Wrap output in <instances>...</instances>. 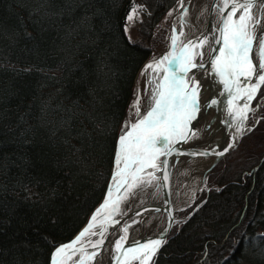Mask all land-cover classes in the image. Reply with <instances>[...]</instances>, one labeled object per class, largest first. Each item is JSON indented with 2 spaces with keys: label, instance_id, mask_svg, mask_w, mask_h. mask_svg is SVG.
<instances>
[{
  "label": "trees",
  "instance_id": "obj_1",
  "mask_svg": "<svg viewBox=\"0 0 264 264\" xmlns=\"http://www.w3.org/2000/svg\"><path fill=\"white\" fill-rule=\"evenodd\" d=\"M136 1L146 6L136 23L149 39L176 0ZM131 2L0 0V264H49L104 198L135 80L151 55L124 32ZM233 175L154 264H264L254 257L264 251V164L256 190L253 177ZM246 201L258 217L237 237Z\"/></svg>",
  "mask_w": 264,
  "mask_h": 264
},
{
  "label": "snow or ice",
  "instance_id": "obj_2",
  "mask_svg": "<svg viewBox=\"0 0 264 264\" xmlns=\"http://www.w3.org/2000/svg\"><path fill=\"white\" fill-rule=\"evenodd\" d=\"M259 2L260 0H220L216 8L221 16L219 39L216 43H221L222 47L218 49V55L211 59L210 63L213 72L220 77V82L225 89L233 93L228 100L227 110L234 119L239 121L246 120L248 113L254 111L251 108V101L264 85V34L256 44L257 63L254 64L251 58L254 42H257L256 29L264 19L261 15L253 13V8ZM179 7L183 9L181 17L183 21V17L188 15L184 0H179ZM260 7L264 8V3H261ZM145 10L146 6L136 4L135 0H132L125 16L126 36L132 25L142 22L141 13ZM168 15L171 16L172 12ZM183 36L182 30L177 33L173 27V35L170 37L172 50L145 66L144 73L149 74V85H152L151 107L143 116H140V98L137 95L132 108L138 119L122 127L123 134L118 137L115 153L117 171L113 177L118 186L127 184L128 189L131 190L138 185L158 179L154 172H148L149 179L145 180L141 173L146 169L163 170L165 172L163 179L167 180V160L161 161L160 157L170 155L176 151L175 144L187 142L195 135L189 125L196 119L200 108L199 82L194 76H189V73L204 67L203 63H196V57L203 56L200 50L208 43V37L184 42L181 40ZM128 39L131 40V37L128 36ZM253 77H255L254 83ZM239 100H243L244 103L238 105ZM216 104L217 100L213 99L208 106ZM239 130L238 127L237 131ZM200 155H207V153H200ZM111 197L112 193L109 191L108 199L93 215L88 227L74 241L56 249L52 264H64L65 259L70 260L77 253L80 256L77 264H88L99 255L98 251L88 253L84 244H88L92 249H100L104 240L98 239L93 242L85 238L97 235L104 237L107 232V228L103 227L104 224L119 223L112 219V214L119 212L118 201L125 197H118L116 200ZM98 223L102 230L93 231ZM122 231L125 235L115 242L116 252L122 253L115 258L117 264H126L129 253L133 254L132 260H138L140 264H148L162 241L156 239L124 249L123 242L127 238L128 228L124 227Z\"/></svg>",
  "mask_w": 264,
  "mask_h": 264
},
{
  "label": "bare ground",
  "instance_id": "obj_3",
  "mask_svg": "<svg viewBox=\"0 0 264 264\" xmlns=\"http://www.w3.org/2000/svg\"><path fill=\"white\" fill-rule=\"evenodd\" d=\"M219 2L220 0H184V7L187 8L188 15L183 17V21L181 19L183 9L179 7V2L175 7L173 27H175L177 33L181 30L184 32V36L181 37L182 41L186 42L188 40L208 37V43L200 50L203 56L196 57V63H203L204 67L194 69L189 74V76H194L199 82L201 99L196 119L189 125L195 135L187 142H183L182 148L185 154L182 157L177 159L176 151H174L170 154V158H168L170 170L168 167L167 175L169 178L167 188L168 190L170 189V203L174 205L176 210L185 209L194 202L198 192L206 185L208 178H206L205 171L212 162L213 155L220 151L222 147L228 145L231 133H236L240 124L239 120L234 119L233 115H231V118L228 117L230 115L227 110L228 100L233 93H229L225 89L220 82V77L213 72L210 63L211 59L218 55V49L222 47L221 43H216V40L219 39L218 29L220 27L219 21L221 20V16L214 8V5H219ZM260 4L255 7L253 13L264 17V8H261ZM238 15L239 12L237 13ZM182 23L183 28L181 29ZM262 34H264V19L261 20V24L256 29L257 42H254L251 53L254 64L258 61L256 44ZM170 44L167 53L172 50ZM252 82H255V77H253ZM213 99L217 100V104L209 107L208 105ZM243 103V100L237 101L238 105ZM215 145L218 147L216 148ZM209 151H212L213 155H200V153ZM177 153L179 154L178 151ZM160 160L163 161V158H160ZM155 172L154 175L158 179L152 180L151 183L138 185L131 190L127 187L121 195V197H125L124 199H120V208L123 216H127L137 209L148 206H152V208L153 206L156 208L162 207V211L160 212L157 209L145 211L137 217L134 216L129 219L130 221L139 219L138 223L131 228L133 239H145L154 236L160 233L167 223V215L164 209L168 201L163 195V190L165 189L163 176L165 172L163 170H155ZM142 177L145 180L149 179L146 178V175ZM117 186L116 181L112 178L109 191L112 193L111 199L113 200L116 198ZM121 234L120 229L117 228L115 230H107L104 237H86V240L91 239L93 242L98 239L104 240V244L100 249H92L88 244H84L88 253L93 251L99 252V255L93 261L88 262V264H111L116 254L115 242L118 240L117 236ZM77 247L79 248V246ZM79 258V253H77L70 260L65 259L64 264H77Z\"/></svg>",
  "mask_w": 264,
  "mask_h": 264
},
{
  "label": "rangeland",
  "instance_id": "obj_4",
  "mask_svg": "<svg viewBox=\"0 0 264 264\" xmlns=\"http://www.w3.org/2000/svg\"><path fill=\"white\" fill-rule=\"evenodd\" d=\"M178 2L179 0H176L171 9L162 18V20L157 23L152 33L150 34L149 39L141 36L139 32L140 27L137 23L130 27L129 36L131 37V40L145 45L150 50L151 55L142 66L135 80L133 96L126 112V124L128 125L136 122V120L138 119L132 108L137 99V95H139L140 98V116H143L151 107L152 85H149V74L144 73V69L147 64L153 62L154 60L160 59L167 53L170 44L172 28L171 24L174 18V9ZM144 12L141 13V20L144 19ZM169 12H172L171 16L168 15ZM160 74L162 75L163 72L161 71ZM252 107L254 111H251L249 113L247 127L254 126L253 130L248 132V134L240 140L237 147L233 151L226 154V156L221 159L220 162L212 169L208 176L206 185L202 188V190L198 192L194 202L185 209H179V211L177 212L179 222H177L174 226L173 230L167 238V241L173 235L174 231L180 228V226L187 219H189V217L192 216L198 208H200V206L208 199L212 191L221 188V182H224V180L229 178H235L233 174H236L240 175L242 181L245 183V181L248 180V175L252 173V169L256 167V165L261 161L262 157L264 156V85L261 87L259 95L254 99ZM257 108H259L260 114L256 111ZM116 170L117 167L115 166L114 172ZM250 202L251 201H248L249 209L246 211V215H248L247 220H240L237 223L239 226H237L235 229H233L234 227L232 228V231L237 229V237L239 234H244L249 219L253 217L254 203L251 204ZM261 207H263L264 210V204ZM232 231H230L228 235H230ZM262 231L263 230L258 231L257 234H262ZM228 255L229 254H226V256ZM254 257H257L258 259H264V251L256 253ZM242 264H247V262L242 261Z\"/></svg>",
  "mask_w": 264,
  "mask_h": 264
},
{
  "label": "water",
  "instance_id": "obj_5",
  "mask_svg": "<svg viewBox=\"0 0 264 264\" xmlns=\"http://www.w3.org/2000/svg\"><path fill=\"white\" fill-rule=\"evenodd\" d=\"M135 3L136 4H140L139 2H137L135 0ZM260 3H264V0H260L258 4ZM131 5V4H130ZM130 5L128 6L127 8V13L129 11V8H130ZM141 5V4H140ZM256 5V6H257ZM219 5H214V8L216 9ZM255 6V7H256ZM255 7L253 8V11L255 9ZM174 16H175V9H174ZM174 20V18H173ZM221 26V25H220ZM171 35L173 33V21H172V24H171ZM171 37V36H170ZM191 73V72H190ZM189 73V74H190ZM224 86V85H223ZM222 86V88H223ZM263 86V85H262ZM261 86V87H262ZM260 87V89H261ZM260 89L258 90V92L256 93V96L258 95V93L260 92ZM255 96V97H256ZM255 99V98H254ZM253 99V100H254ZM200 92H199V104H200ZM253 100L251 101V105H252V102ZM228 117L231 118V115H229ZM229 123L230 120H228ZM240 124H239V131H236V133H231L230 137H229V142H228V145L227 146H224L220 149V151H218L215 155L212 154V151H209V152H206L207 155H213V158H212V162L210 163V165L208 166V168L206 169L205 171V175H206V178H208L210 172L212 171V169L220 162L221 159H223L226 154H228L229 152L233 151L238 143L240 142V140L242 139V137L249 131L251 130V128H248L246 127V120H243V121H239ZM253 128V127H252ZM229 145H232V147H229ZM183 146V142H179L176 144V157L177 159H179L180 157H182L185 152H184V149L182 148ZM215 147L217 148L218 146L215 145ZM177 151L179 152V154L177 153ZM222 153V154H221ZM208 155V156H209ZM203 156V155H202ZM206 156V155H205ZM160 158H163V161L166 159L167 160V168L169 167V170H170V166H169V161H168V158H170V155H167V156H162ZM148 172H154V174L156 173L155 170L153 169H147L145 172L141 173V176L143 175H146V178H149L147 173ZM115 172L113 173V176H114ZM112 176V178H113ZM169 178V177H168ZM112 180V179H111ZM164 186H165V189L163 190V195L166 197L167 201H168V204L167 206L165 207L164 211H165V214L167 215V223L165 225V228L158 234L154 235V236H150L148 238H145V239H133L131 234H132V230L131 228L136 224L138 223L139 219H136L134 221H130L129 219H131L132 217L134 216H138L140 215V213L142 212H145V211H151V210H154V209H157L160 211H162V207L160 208H156L153 206H148L146 208H140V209H137L136 211H133L132 213L128 214L127 216H123L122 215V210L120 208V200L118 201V204H119V212L118 213H113L112 214V219L115 220V221H119V223H116V224H112V223H107V224H104L103 227H106L107 230H115V229H120L121 231V235L117 236L118 240L120 239V237L122 235H125V233L122 231V229L124 227H127L128 228V231H127V234H126V240L123 242V248L124 249H128V248H133V247H136L137 245H142V244H145V243H148L152 240H156V239H159L162 241L161 243V246L158 248V250L155 252V254L152 256V259L148 262V264H154L155 262V259L157 257V255L159 254L160 250L162 249V247L165 245L166 241H167V238L169 236V234L171 233V231L173 230L174 226L176 225L177 222H179V219L177 217V212L179 210H176V208L174 207V205H172L170 203V197H171V194H170V189L168 190L167 188V184H168V179L167 180H164ZM130 182V181H129ZM109 188H110V184L108 186V189L106 191V194L103 198V200L101 201V203L94 209V211L92 212L91 216L89 217L87 223L78 231V233L68 242L64 243V244H60L59 246H57L54 251L52 252V255H51V258H50V262L49 264H52V258L54 256V253L56 251L57 248L61 247V246H64V245H68L70 244L72 241H74L78 236L79 234L85 229L88 227L89 225V222L91 221V218L93 217V215L97 212L98 209L101 208V206L105 203V200L107 199V195H108V192H109ZM127 188V184L123 185V186H117V191H116V198L115 200L118 198V197H121V195L123 194V192L126 190ZM129 220V221H128ZM101 226L100 224L98 223L97 224V227L95 229H93V231H101ZM98 236V235H97ZM91 237H94V236H91ZM96 237V236H95ZM118 255H122V253H117L115 254L114 256V260L111 264H117V261H116V256ZM132 253H129V256L127 258V262L126 264H140V261L138 260H132L131 257H132Z\"/></svg>",
  "mask_w": 264,
  "mask_h": 264
},
{
  "label": "flooded vegetation",
  "instance_id": "obj_6",
  "mask_svg": "<svg viewBox=\"0 0 264 264\" xmlns=\"http://www.w3.org/2000/svg\"><path fill=\"white\" fill-rule=\"evenodd\" d=\"M258 95H259V93H258ZM258 95H257V96H258ZM257 96H256V97H257ZM256 97H255V98H256ZM253 101H254V100H253ZM252 103H253V102H252ZM251 108L253 109L252 105H251ZM256 111L260 114L259 108H257ZM249 113H250V112H249ZM249 113H248V117H249ZM259 114H258V115H259ZM259 116H260V115H259ZM248 120H249V119L247 118V119H246V122H245L246 127H247V121H248ZM252 127L254 128V126H249L248 128H251V130H253ZM251 130H249L248 132H250ZM248 132H247L244 136H246V135L248 134ZM244 136H243L242 138H244ZM263 161H264V156L262 157L261 161L256 165V167H254V168L252 169V170H253L252 173H251L250 175H248L249 177H253L252 180H251V183H252V185H251V189H253L254 187H256L255 190L257 189L256 173H257V171L259 170V168L263 165ZM247 182H248V180L245 181V183H247ZM205 202H207V200H206ZM205 202H204V203H205ZM204 203H203V204H204ZM203 204H202V205H203ZM202 205H201V206H202ZM201 206H200V207H201ZM253 206H254V213H253V216L257 218V217H258L257 215H258L259 207H256L255 205H253ZM244 207H245V209H244V211H243V213H242V215H241V217H240V220L242 219V217L244 216V214H246V211H247L246 209H247V207H248V201H246V204H245ZM255 207H256V208H255ZM198 209H199V208H198ZM198 209H197V210H198ZM263 214H264V210H263ZM190 217H191V216H190ZM190 217H189V218H190ZM187 220H188V219H187ZM187 220H186V221H187ZM180 221H181V219H180ZM248 223H249V222H248ZM251 224H252V223H251ZM251 224H250V225H251ZM237 226H238V224H237L236 226H234V228H236ZM247 229H248V227H247ZM247 229H245V232H246ZM245 232H244V234H245ZM263 233H264V231H262V234H260V235H263V236H264ZM244 234H242V235H244ZM257 235H258V234H257ZM251 243H252V242H251ZM253 245L257 246V239H253ZM155 261H156V260H155ZM154 263H155V262H154Z\"/></svg>",
  "mask_w": 264,
  "mask_h": 264
}]
</instances>
